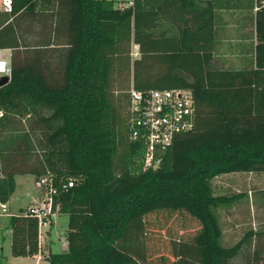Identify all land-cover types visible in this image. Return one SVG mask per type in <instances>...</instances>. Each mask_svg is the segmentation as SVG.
I'll use <instances>...</instances> for the list:
<instances>
[{
  "label": "trees",
  "instance_id": "obj_1",
  "mask_svg": "<svg viewBox=\"0 0 264 264\" xmlns=\"http://www.w3.org/2000/svg\"><path fill=\"white\" fill-rule=\"evenodd\" d=\"M21 15L51 23L29 58L9 52L0 200L9 202L18 174L73 181L55 198L68 214L67 248L49 250L48 264H231L245 252V264H264L259 239L251 245L264 230L222 242L220 210L247 194L216 193L211 184L221 174L264 172V0H12L0 12V50L21 46ZM231 24L246 40L236 66L220 54ZM132 44L139 57L131 62ZM130 69L127 90L180 88L194 100L192 128L174 135L156 167H144V138L132 137L127 90L111 92L115 76ZM23 211L9 217L16 254L34 255L37 220ZM159 213L189 216L198 228L154 259L144 235L147 217Z\"/></svg>",
  "mask_w": 264,
  "mask_h": 264
},
{
  "label": "rangeland",
  "instance_id": "obj_2",
  "mask_svg": "<svg viewBox=\"0 0 264 264\" xmlns=\"http://www.w3.org/2000/svg\"><path fill=\"white\" fill-rule=\"evenodd\" d=\"M130 0H113L115 6L127 5ZM23 19V20H22ZM17 30L20 36L21 46L15 50L9 52L15 53L17 61L21 62L25 58H29L33 53V45L38 44L41 39H44L46 33L48 32L49 25L51 23V18H45L42 16H33V18L26 15H21L17 19ZM46 26V27H45ZM19 27L25 31L20 32ZM48 27V28H47ZM229 32V31H228ZM21 33V34H20ZM240 43H222L220 46V54L224 55L223 59L225 65H239L241 60L239 59V50L241 49ZM48 50V56H50L52 51L49 48L43 49ZM134 50H137V46H134ZM133 44L130 49V60L139 57V54L133 55ZM4 58L8 60L9 53L7 51H2ZM12 53V54H13ZM54 52L49 58L50 68H54L55 71L58 69L59 59ZM124 74L117 75L114 78L113 84L111 86V92L116 98L117 94L121 90L124 92L126 88L131 83L132 75L130 72H123ZM15 189L11 195L8 205L9 210L13 213L15 210L18 211L19 208L28 207V204L35 198V200H40L41 192L35 187V177L32 174H18L15 176ZM211 184L216 193L233 194V193H243L245 198L236 203L231 209L224 211L220 210L221 223L223 227V237L222 242L224 245L230 246L237 242L247 230L259 231L264 230V172L260 173H228L215 176L211 180ZM35 202V201H34ZM33 202V204H34ZM79 205L78 211L82 212L83 207L81 203H76ZM62 203L59 201L55 202L53 207L54 215L56 216L51 223L50 236L48 235V227L42 229L41 237V248L47 250V247L51 248L52 251H60L63 246L67 248V240L65 233L68 231V214L61 211ZM30 217L23 214V217ZM81 220V216L78 217ZM37 220V219H36ZM38 222V221H37ZM145 227V241L147 242V249H153V253L170 248L171 242L174 240L183 239L192 235L198 228L197 222L190 218L189 216H183L180 214L168 216L165 213H159L156 215H149L146 220ZM38 230V226H37ZM73 235H77L75 239V244L80 245L81 239L76 227L71 229ZM263 250L264 249V233L261 237L257 239V242H252L253 245H258ZM16 238V231L13 226L9 224V218L7 216L0 217V264H48L47 260L40 259L36 263L35 255H22L16 254V247L18 245ZM38 243V234H37ZM251 246L250 249H253ZM257 247V246H256ZM49 248V249H50ZM167 251V250H166ZM159 253V252H158ZM151 254L154 259L158 256ZM246 254V255H245ZM244 255L235 258L231 264H245L250 255L249 252H245ZM47 255V253H44ZM261 261V259L259 260ZM257 264H262L260 262Z\"/></svg>",
  "mask_w": 264,
  "mask_h": 264
},
{
  "label": "built area",
  "instance_id": "obj_3",
  "mask_svg": "<svg viewBox=\"0 0 264 264\" xmlns=\"http://www.w3.org/2000/svg\"><path fill=\"white\" fill-rule=\"evenodd\" d=\"M11 2L12 0H0V12H9ZM134 46L136 45H133V50ZM132 54L137 55L138 51L134 50ZM8 74V60L0 51V76ZM127 92L128 120L133 129L132 137L144 138V167H156L174 135L193 126L195 105L192 94L180 88L151 89L142 92L132 85ZM71 186H73L72 180L59 186L47 175L35 181V187L41 192V198L39 201L34 199L24 209L23 214L38 221L37 258H41L44 253V249L41 248L42 229L50 225V217L55 213L53 209L55 198ZM11 215L8 203L0 200V217Z\"/></svg>",
  "mask_w": 264,
  "mask_h": 264
},
{
  "label": "crops",
  "instance_id": "obj_4",
  "mask_svg": "<svg viewBox=\"0 0 264 264\" xmlns=\"http://www.w3.org/2000/svg\"><path fill=\"white\" fill-rule=\"evenodd\" d=\"M228 28V31H229V35H231L232 34V36L230 37V38H228V40H226L224 43L226 44V43H230L231 41H234V43L236 42V43H240V45H242V44H245L246 43V40H242V39H236L235 38V35H234V27H235V24H231V25H228L227 26ZM2 51H7L8 53H9V50H7V49H5V50H2ZM3 53V52H2ZM222 56H224V55H222ZM239 56L240 57H242V53H240V51H239ZM231 174V173H230ZM236 174H243V173H236ZM35 199V198H34ZM33 199V200H34ZM32 200V201H33ZM31 201V202H32ZM30 202V203H31ZM29 205V204H28ZM26 208V207H25ZM25 208H19V209H25ZM18 209V210H19ZM15 212H17L16 210L13 212V213H15ZM8 218L10 217V216H7ZM56 216H53L52 218H51V223H52V221L53 220H55L54 218H55ZM51 223H50V225H49V227L47 228V230H48V235L50 236V230H51ZM50 247H49V245H48V247H47V250H45L44 249V253H48L49 252V250H51V248L49 249ZM66 249V246L64 247L63 246V248H62V250H65ZM57 251V250H56ZM44 253H43V255H42V257L41 258H37V256H36V263L40 260V259H44L43 257H44Z\"/></svg>",
  "mask_w": 264,
  "mask_h": 264
},
{
  "label": "water",
  "instance_id": "obj_5",
  "mask_svg": "<svg viewBox=\"0 0 264 264\" xmlns=\"http://www.w3.org/2000/svg\"><path fill=\"white\" fill-rule=\"evenodd\" d=\"M8 81H9V76L8 75L0 76V86L6 84Z\"/></svg>",
  "mask_w": 264,
  "mask_h": 264
}]
</instances>
